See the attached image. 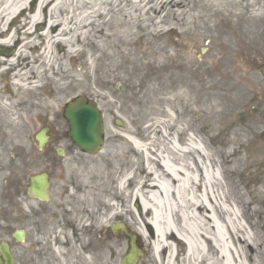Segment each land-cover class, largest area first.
I'll use <instances>...</instances> for the list:
<instances>
[{
	"label": "bare ground",
	"instance_id": "bare-ground-1",
	"mask_svg": "<svg viewBox=\"0 0 264 264\" xmlns=\"http://www.w3.org/2000/svg\"><path fill=\"white\" fill-rule=\"evenodd\" d=\"M189 1L0 0V47H9L13 41L17 44L9 57L0 56V67L15 70L22 81L30 74L39 81L42 69L56 76L58 59L54 47L64 46L67 56L60 62L59 78L71 83L72 70L67 68V60L86 55L84 49L90 44L98 51L113 47L103 38L106 31L118 40L136 35V29L155 28L163 33L167 25L188 32L190 19L183 9ZM203 1L198 8L215 9L234 18L241 17L242 2L252 9L251 21L261 18L263 12L256 0ZM31 3H35L33 9L29 7ZM166 4L170 5L167 11L163 9ZM169 11L178 12L177 19L173 16L170 20ZM39 24H44L40 32L35 29ZM231 25L235 28L234 22ZM93 34H100L94 42ZM80 42L87 43L79 49ZM103 57H112V53L104 52ZM90 81L88 76L75 83L78 87ZM174 82V90L179 89L171 94L175 98L185 96L194 85L183 78ZM197 87L203 89L201 84ZM202 95L195 94V98ZM22 96V91L17 92L18 105ZM205 104L208 119L218 115L215 102ZM10 108L9 104L0 105V121L13 123L18 131L17 123L9 119ZM16 114L20 119L22 108ZM182 114H177L178 123H182ZM166 118L176 122L168 113ZM167 128L168 131L160 125L147 126L144 131L152 129L153 137L145 145L135 141L132 132L124 131L120 143H105L99 156L71 162L75 183L70 192V220L75 243L86 246L90 258L100 253L104 264H117L128 253L130 244L141 248L137 264H264V228L254 221L260 213L257 199L241 181L243 172L253 168L244 157L245 134L235 131L213 146L201 139L200 145L193 140L182 144L175 139L184 131L176 130V137H172V123ZM259 150L263 166L264 146ZM133 157L137 160L133 161ZM118 222L123 223L130 238L121 228L111 229ZM108 233L115 237H107Z\"/></svg>",
	"mask_w": 264,
	"mask_h": 264
},
{
	"label": "rangeland",
	"instance_id": "rangeland-1",
	"mask_svg": "<svg viewBox=\"0 0 264 264\" xmlns=\"http://www.w3.org/2000/svg\"><path fill=\"white\" fill-rule=\"evenodd\" d=\"M203 2L190 0L183 9L190 19L186 25L188 32L183 36L174 32L157 34L155 28L153 31L136 29V35L124 37L126 40L124 41L122 37L118 40L115 35L112 36L106 31L103 38L108 44L112 43L113 47L98 51L90 44L84 49L86 55L66 62V66L70 64L72 68L71 83L60 79L62 77L60 74L56 82L50 78L40 77L38 84L35 85L45 84L44 88L33 94H23L20 107L27 112L22 115L21 122L15 110L10 108L8 113V110L4 109L8 115L10 114L9 119L14 124L17 123L19 130H16L13 123L0 121V133L3 135L2 138L0 136V145L5 142V145L11 146L15 142L34 139L39 127L45 124L47 118L45 105L42 109L39 106L41 111L37 108L39 113L37 116L36 99L38 103L40 100L45 103L49 99H55L54 104L59 114L55 113L53 116L54 124L57 123L61 127L66 125L62 118V106L77 95L95 100L102 111L106 144L120 143L122 139L120 135L124 131L132 132V136L137 140L144 145L148 144L153 137L152 129L148 132L144 129L150 124L160 125L162 129L164 127L168 131L167 127L172 123L174 131L169 132L172 137H176L174 135L176 130L182 129L183 136L175 139H180L182 144L194 138L193 141L198 145L201 140L210 146L219 145L237 131L238 134H245L244 157L253 167L243 172L241 181L250 193L256 196L260 213L254 221L258 222L259 227L264 228V165L259 162L261 158L259 149L264 146V131L261 134L263 127L258 118L260 115L250 110L248 103L255 82L254 74L249 73L250 66L253 70L258 63L260 49L264 47V0H256L258 6L262 5L263 12L261 18L253 21L250 18L253 12L247 2L239 5L242 12L240 18L217 12L215 9L198 8ZM169 8L170 5L166 4L163 9L167 11ZM175 10L177 11V8ZM176 11L175 13L169 11L170 20L173 16L177 19ZM233 22L235 28L231 25ZM169 26L171 25L164 26L165 31ZM99 35L93 34L91 41L96 40ZM84 43L87 42L77 44V48L81 49ZM203 48L206 50L204 53L201 52ZM54 51L58 62H63L67 56L65 48L54 47ZM104 52L105 55L111 52L112 57H103ZM229 52L233 53L228 54ZM184 64L191 67L193 65L196 68L195 72L184 73ZM88 76L91 78L90 82L76 86L75 81ZM176 78L189 79L194 84L192 90L180 98L171 96L173 91L174 93L179 91L174 90L177 87L174 82ZM198 84H201L203 89L197 87ZM201 93L203 95L196 99L195 94ZM206 101L217 104L215 109L218 111L217 116L208 119ZM178 112L183 113L182 123L176 121ZM167 113L176 122H168ZM2 117H5V114ZM97 156L99 154L92 158ZM81 157L85 156L75 154L73 160ZM132 160L136 161L137 158L133 157ZM70 177V182L75 183L74 178ZM261 191L263 192L257 196L256 193L259 194ZM107 237L115 236L108 233Z\"/></svg>",
	"mask_w": 264,
	"mask_h": 264
},
{
	"label": "flooded vegetation",
	"instance_id": "flooded-vegetation-1",
	"mask_svg": "<svg viewBox=\"0 0 264 264\" xmlns=\"http://www.w3.org/2000/svg\"><path fill=\"white\" fill-rule=\"evenodd\" d=\"M43 28L36 27V30ZM257 60L253 70L251 66L249 70L255 79L249 104L252 111L262 117L264 125V47ZM60 64H56L55 82L59 78ZM7 69L0 67V105L7 98V105L13 106L16 112L23 101L18 105L17 91L11 93ZM54 100L38 103L36 107L42 109L45 105L47 110L45 124L37 132L44 140H36L34 136L33 140L15 142L11 146L5 142L0 145V264L105 263L100 253L90 258L87 247L75 243L70 220V192L74 183L70 182L73 175L69 160L73 161L77 148L68 139L67 125L54 124L53 116L59 114ZM26 112L22 109L20 120ZM0 136L3 135L0 133ZM41 177L45 184L40 183L41 188L35 191V180ZM4 255L10 260H5Z\"/></svg>",
	"mask_w": 264,
	"mask_h": 264
},
{
	"label": "water",
	"instance_id": "water-1",
	"mask_svg": "<svg viewBox=\"0 0 264 264\" xmlns=\"http://www.w3.org/2000/svg\"><path fill=\"white\" fill-rule=\"evenodd\" d=\"M64 117L70 126L69 136L75 144L84 152L96 153L102 143L103 130L101 114L94 104L80 98L75 99L67 105ZM137 255L132 252L122 264H130Z\"/></svg>",
	"mask_w": 264,
	"mask_h": 264
}]
</instances>
